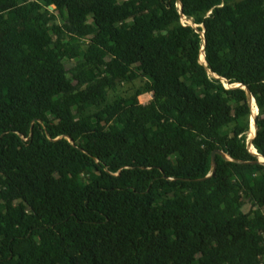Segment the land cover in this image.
<instances>
[{
  "label": "trees",
  "instance_id": "trees-1",
  "mask_svg": "<svg viewBox=\"0 0 264 264\" xmlns=\"http://www.w3.org/2000/svg\"><path fill=\"white\" fill-rule=\"evenodd\" d=\"M262 158L264 0H0V264H264Z\"/></svg>",
  "mask_w": 264,
  "mask_h": 264
},
{
  "label": "rangeland",
  "instance_id": "rangeland-1",
  "mask_svg": "<svg viewBox=\"0 0 264 264\" xmlns=\"http://www.w3.org/2000/svg\"><path fill=\"white\" fill-rule=\"evenodd\" d=\"M182 21H183V23H187L188 25H192V26H194L193 25V23H192V21L191 20H186V19H182ZM142 84L140 83V81H136V82H134L133 84H131V85H127V86H125V90L127 91V90H130L131 92L134 90V89H137V88H139L140 86H141ZM226 87L228 88V89H230V88H237V87H239V86H230V85H228L227 83H226ZM151 99V95H149V96H146V97H141L140 98V102L142 103V104H147V102L149 101ZM250 101V102H249ZM249 103H251V112H252V117H251V123H250V130H249V133H248V149H249V151L250 152H252L253 154H255V152H254V149H253V147L251 146V141H252V139H253V135L255 134V127H254V121H255V119H256V117H257V115H258V112H257V110H256V107H255V102H254V100L252 99V98H250V96L248 97V104ZM254 133V134H253ZM253 134V135H252ZM252 138H251V137Z\"/></svg>",
  "mask_w": 264,
  "mask_h": 264
},
{
  "label": "water",
  "instance_id": "water-1",
  "mask_svg": "<svg viewBox=\"0 0 264 264\" xmlns=\"http://www.w3.org/2000/svg\"><path fill=\"white\" fill-rule=\"evenodd\" d=\"M180 5H181V3H180ZM180 7H182V5H181ZM51 9H53V8L51 7ZM204 45H205V44H204ZM204 47H205V46H204ZM202 54H203V56L205 57V54H204V53H202ZM204 63H205V61H204ZM245 90H246V92H247L248 97L250 96V98H252V99L254 100V98L251 96L249 90L246 89V88H245ZM254 102H255V100H254ZM255 104H256V103H255ZM254 127H255V129H256V133H257V124H256V121H254ZM256 133H255V136H256ZM255 136H254V139H255ZM254 139H253V140H254ZM253 140H252V141H253ZM248 144H249V143H248ZM251 146H252V142H251ZM216 155L224 156V154H223L222 152H219V151H215V152L212 153V167H213V173L215 172V156H216ZM259 163H263V164H264V159L262 158V159L259 161Z\"/></svg>",
  "mask_w": 264,
  "mask_h": 264
},
{
  "label": "bare ground",
  "instance_id": "bare-ground-1",
  "mask_svg": "<svg viewBox=\"0 0 264 264\" xmlns=\"http://www.w3.org/2000/svg\"><path fill=\"white\" fill-rule=\"evenodd\" d=\"M201 58H202V61L204 62V56H203V54H202V57H201ZM201 58H200V59H201ZM256 110H257V108H256ZM255 131H256V129H255ZM255 133H256V132H255ZM253 134H254V133H253ZM253 134H252V135H253ZM254 136H255V134L253 135V139H254ZM250 137H251V136H250ZM251 138H252V137H251ZM253 139H252V140H253ZM254 152H255V151H254Z\"/></svg>",
  "mask_w": 264,
  "mask_h": 264
},
{
  "label": "built area",
  "instance_id": "built-area-1",
  "mask_svg": "<svg viewBox=\"0 0 264 264\" xmlns=\"http://www.w3.org/2000/svg\"><path fill=\"white\" fill-rule=\"evenodd\" d=\"M182 19H186V17H185V18H182ZM186 20H187V19H186ZM187 21H188V20H187ZM182 24H183V25H187V23H183V21H182Z\"/></svg>",
  "mask_w": 264,
  "mask_h": 264
}]
</instances>
